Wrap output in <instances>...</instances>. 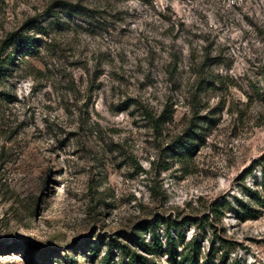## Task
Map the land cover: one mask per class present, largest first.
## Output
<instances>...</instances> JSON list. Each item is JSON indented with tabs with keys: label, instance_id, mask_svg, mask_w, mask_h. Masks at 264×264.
<instances>
[{
	"label": "rangeland",
	"instance_id": "rangeland-1",
	"mask_svg": "<svg viewBox=\"0 0 264 264\" xmlns=\"http://www.w3.org/2000/svg\"><path fill=\"white\" fill-rule=\"evenodd\" d=\"M263 73L264 0H0V264H120L156 217L264 264Z\"/></svg>",
	"mask_w": 264,
	"mask_h": 264
},
{
	"label": "trees",
	"instance_id": "trees-1",
	"mask_svg": "<svg viewBox=\"0 0 264 264\" xmlns=\"http://www.w3.org/2000/svg\"><path fill=\"white\" fill-rule=\"evenodd\" d=\"M71 4V3H68ZM73 7H75L73 3ZM27 38V37H26ZM19 39L17 50H22V56L25 54H33L37 51L32 44V39ZM264 75V73H263ZM148 120L157 128H160L163 123L169 121V117L166 115V111H163L160 115H156L154 112L146 111L145 113ZM181 143V142H180ZM261 187L252 190L251 198L256 200L258 204L264 206V168L262 169L261 181L259 183ZM241 211L242 214L255 215L257 212L256 207L251 205H244ZM188 221V220H187ZM185 222H179L173 218H152L150 221L140 223L135 232L129 235L131 242H134L140 249L144 250L148 255L140 254L133 249H129L128 245L123 244V253L127 256V261H122L120 264H158L155 261V257L160 255H168L169 264H216L213 258L207 259L205 262L200 263V255L198 248L192 246L186 239L181 231V228ZM164 223L165 241L160 236L159 227ZM174 230H179L177 235L174 234ZM147 234L149 238L147 239ZM128 250H127V249ZM95 252V248H92ZM46 254V251H43ZM104 264H110V260L106 257ZM69 264H73L72 261ZM217 264H224V260L219 261Z\"/></svg>",
	"mask_w": 264,
	"mask_h": 264
}]
</instances>
